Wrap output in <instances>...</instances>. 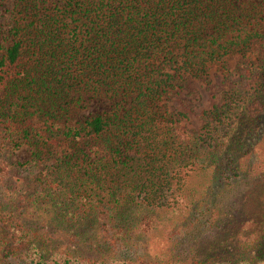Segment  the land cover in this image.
<instances>
[{
  "label": "trees",
  "instance_id": "obj_1",
  "mask_svg": "<svg viewBox=\"0 0 264 264\" xmlns=\"http://www.w3.org/2000/svg\"><path fill=\"white\" fill-rule=\"evenodd\" d=\"M256 12L243 0H17L0 35V264H264ZM215 63L225 83L189 126L160 102L191 77L210 82ZM84 93L111 112L60 123ZM23 144L29 158L10 159ZM162 215L182 234L165 255L140 242ZM101 245L136 253L83 251Z\"/></svg>",
  "mask_w": 264,
  "mask_h": 264
},
{
  "label": "rangeland",
  "instance_id": "obj_2",
  "mask_svg": "<svg viewBox=\"0 0 264 264\" xmlns=\"http://www.w3.org/2000/svg\"><path fill=\"white\" fill-rule=\"evenodd\" d=\"M248 3H251L252 6H254L256 12V16H259L258 23L262 24L264 26V2L260 0H243ZM17 3V0H0V35L4 31V29H7V22L12 17V14L15 12V5ZM257 20V19H256ZM237 56L230 57L227 61L228 69L233 73V75H236L235 65H236ZM209 78L210 82H205L202 79L191 77V84L185 89H182L178 94H172L168 98H163V100L160 103H164L166 108L168 110L174 111L178 108H182L188 113V119L190 120L187 122L189 126H195L198 124V113L202 107L208 104L209 102V95L213 88H215L218 85H222L225 83V77L222 73L221 66L217 63H215L210 69H209ZM112 109V101L110 99H106L105 96L97 95L88 97L87 93L82 94V100L80 106H77L75 108V111L72 115L68 114L67 116L61 117L59 120L60 123L63 120L67 123H74L76 121H81L84 117L92 114V113H109ZM257 147H259L258 154L259 159L264 158V139L260 140ZM30 149L31 146L28 144H23L20 148L13 150L11 154L9 155L10 159L17 160V161H24L25 159L29 158L30 156ZM251 171L254 169H257L256 166H252ZM253 170V171H254ZM13 171V178H16L17 176L24 175L23 172H16L14 169ZM198 177H193V180H196ZM142 208L138 207L137 209L132 210V214H136L138 212H141ZM144 211V210H143ZM145 212V211H144ZM161 223L160 225L152 231V233L146 235L144 238H141L140 242L144 245H147L148 249L151 251L159 252L160 254H167L171 253L172 249V242L176 241L179 243L180 240H182V234L181 232H175L171 234L170 232L173 229V226L178 222L176 217L168 218L166 215H162L161 217ZM63 233V231H61ZM75 235L73 237L75 246L78 245V243H75V240L77 239ZM66 237H69V233L67 232ZM87 242L89 239H86ZM67 245H70V247H73V245L67 241ZM81 245V244H80ZM85 252L88 253H94V255H99V253H114L118 252L121 254H134L136 252L131 251V248H123L118 249L116 251H112L111 249H108L106 247L99 246L96 250H89L84 246L83 247ZM82 248V249H83ZM141 248V247H138ZM133 249V248H132ZM108 250V251H107Z\"/></svg>",
  "mask_w": 264,
  "mask_h": 264
}]
</instances>
